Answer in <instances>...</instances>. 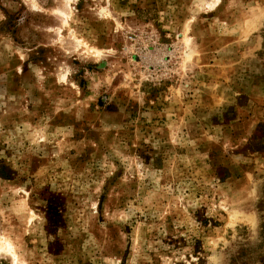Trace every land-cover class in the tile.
<instances>
[{
  "label": "rangeland",
  "instance_id": "obj_1",
  "mask_svg": "<svg viewBox=\"0 0 264 264\" xmlns=\"http://www.w3.org/2000/svg\"><path fill=\"white\" fill-rule=\"evenodd\" d=\"M0 264H264V0H0Z\"/></svg>",
  "mask_w": 264,
  "mask_h": 264
}]
</instances>
